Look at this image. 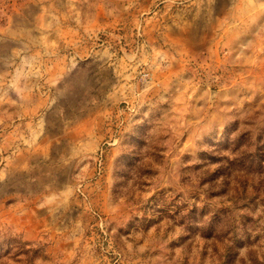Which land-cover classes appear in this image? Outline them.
<instances>
[{
	"label": "rangeland",
	"instance_id": "374dc122",
	"mask_svg": "<svg viewBox=\"0 0 264 264\" xmlns=\"http://www.w3.org/2000/svg\"><path fill=\"white\" fill-rule=\"evenodd\" d=\"M0 264H264V0H0Z\"/></svg>",
	"mask_w": 264,
	"mask_h": 264
},
{
	"label": "crops",
	"instance_id": "0c3cea01",
	"mask_svg": "<svg viewBox=\"0 0 264 264\" xmlns=\"http://www.w3.org/2000/svg\"><path fill=\"white\" fill-rule=\"evenodd\" d=\"M41 96H43V102H44V105H43V107H36V112L38 111H43V110H47V106L49 105V104H51V101H50V99H49V97H46V96H44V95H41ZM45 97V98H44Z\"/></svg>",
	"mask_w": 264,
	"mask_h": 264
}]
</instances>
